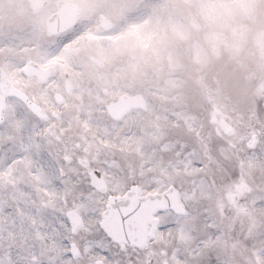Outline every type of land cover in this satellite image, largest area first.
Masks as SVG:
<instances>
[{"label":"snow or ice","instance_id":"6c2138e0","mask_svg":"<svg viewBox=\"0 0 264 264\" xmlns=\"http://www.w3.org/2000/svg\"><path fill=\"white\" fill-rule=\"evenodd\" d=\"M0 264H264V0H0Z\"/></svg>","mask_w":264,"mask_h":264}]
</instances>
